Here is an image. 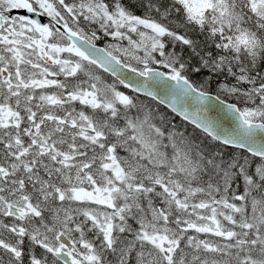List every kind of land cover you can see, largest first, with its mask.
<instances>
[{
    "label": "snow or ice",
    "instance_id": "snow-or-ice-1",
    "mask_svg": "<svg viewBox=\"0 0 264 264\" xmlns=\"http://www.w3.org/2000/svg\"><path fill=\"white\" fill-rule=\"evenodd\" d=\"M0 264H264V0H0Z\"/></svg>",
    "mask_w": 264,
    "mask_h": 264
}]
</instances>
